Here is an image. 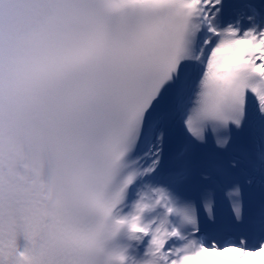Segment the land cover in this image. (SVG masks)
Segmentation results:
<instances>
[{
  "label": "snow or ice",
  "instance_id": "6c2138e0",
  "mask_svg": "<svg viewBox=\"0 0 264 264\" xmlns=\"http://www.w3.org/2000/svg\"><path fill=\"white\" fill-rule=\"evenodd\" d=\"M257 256L264 0H0V264Z\"/></svg>",
  "mask_w": 264,
  "mask_h": 264
}]
</instances>
